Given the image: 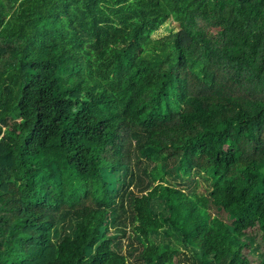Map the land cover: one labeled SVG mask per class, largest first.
Masks as SVG:
<instances>
[{"label":"trees","instance_id":"obj_1","mask_svg":"<svg viewBox=\"0 0 264 264\" xmlns=\"http://www.w3.org/2000/svg\"><path fill=\"white\" fill-rule=\"evenodd\" d=\"M145 246L264 264V0H0V264Z\"/></svg>","mask_w":264,"mask_h":264},{"label":"rangeland","instance_id":"obj_2","mask_svg":"<svg viewBox=\"0 0 264 264\" xmlns=\"http://www.w3.org/2000/svg\"><path fill=\"white\" fill-rule=\"evenodd\" d=\"M166 28L175 29L176 28L175 21H173V20L166 21L165 24L162 27H160L154 33V35L156 37H158V36H162V35L166 34L167 33ZM196 182H197L196 183V190L198 191V193H203L204 190L207 188L206 187L207 184L200 178H196ZM157 184H159V183L156 182L155 185H157ZM192 186L193 185H191L190 188ZM190 188H186V189L185 188H181L180 189L181 193L186 194L187 190L190 189ZM210 212H211L212 216L216 215L218 217V221L221 222L222 224L230 225V221L227 219V217H226L224 212L221 211V213H219L218 215L216 213H214L213 210H210ZM154 247L155 246H145L143 255L148 260V264H157L159 262V260L166 259L167 257H170L169 253L161 252L163 250H159L158 251V250L154 249ZM189 263L191 264V262H189Z\"/></svg>","mask_w":264,"mask_h":264}]
</instances>
